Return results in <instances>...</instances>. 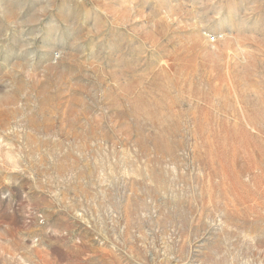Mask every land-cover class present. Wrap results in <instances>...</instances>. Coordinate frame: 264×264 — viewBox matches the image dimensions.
<instances>
[{
  "label": "rangeland",
  "instance_id": "rangeland-1",
  "mask_svg": "<svg viewBox=\"0 0 264 264\" xmlns=\"http://www.w3.org/2000/svg\"><path fill=\"white\" fill-rule=\"evenodd\" d=\"M0 264H264V0H0Z\"/></svg>",
  "mask_w": 264,
  "mask_h": 264
},
{
  "label": "bare ground",
  "instance_id": "bare-ground-1",
  "mask_svg": "<svg viewBox=\"0 0 264 264\" xmlns=\"http://www.w3.org/2000/svg\"><path fill=\"white\" fill-rule=\"evenodd\" d=\"M212 41H215V38H213Z\"/></svg>",
  "mask_w": 264,
  "mask_h": 264
}]
</instances>
